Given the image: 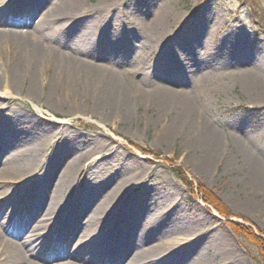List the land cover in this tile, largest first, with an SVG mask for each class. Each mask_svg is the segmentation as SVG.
Instances as JSON below:
<instances>
[{
  "label": "rangeland",
  "instance_id": "1",
  "mask_svg": "<svg viewBox=\"0 0 264 264\" xmlns=\"http://www.w3.org/2000/svg\"><path fill=\"white\" fill-rule=\"evenodd\" d=\"M62 1L16 0L11 6L33 10L32 14L0 19L4 25L0 28L34 31L42 19L34 32L42 44L57 51L73 48L87 63L86 69L103 72L107 79L116 78L129 88V100L109 105L104 98L97 101L100 97L95 94L60 95L52 91L50 69H41L34 93L27 92V80L10 91L0 85V125L14 122L11 127L8 123L0 139V158L12 160L11 167L28 158L43 165L36 180L42 190L46 182L55 181L63 164L81 168L77 174L80 194L70 206L60 204L69 212L64 222L46 218L42 206L28 197L18 202L14 195L17 207L24 204L36 210L27 221L40 219L60 235H73V241L74 216L86 224L82 220L89 216L88 209L102 207L105 188L86 203L79 202L80 196L101 182L123 192L135 185L133 194L145 195L124 203L116 214L117 225L112 221L111 228H98L87 242L83 252L90 257L97 252L95 264H110L112 259L124 264L137 248L130 244L133 241L151 256L142 264H258L257 245L237 235L227 223H240L253 233L250 236L264 241V195L252 192V177L243 169L238 153L242 142L264 150V0H83L82 11L68 16L60 7L59 17L43 20L41 13L49 4L62 5ZM92 31L100 33L102 44ZM8 55L5 49L0 52V66ZM161 84L176 97L171 107L140 100L131 92L136 87L149 92ZM182 101L193 107L194 122L200 120L215 130L222 145L224 157L207 173L197 166L203 148L197 131L186 127L184 116L177 117ZM25 119L34 121L32 128L24 125ZM198 186L213 194L226 215L202 200ZM6 195L0 187V197ZM160 199L164 210H156ZM145 202L153 204L147 208L150 212L162 213L159 221L149 224L140 215L141 208L131 206ZM180 234L190 242L184 245L182 237V244H173L172 237ZM126 238L132 239L129 244L123 243ZM122 253L126 255L120 259ZM64 262L67 258L39 264Z\"/></svg>",
  "mask_w": 264,
  "mask_h": 264
},
{
  "label": "bare ground",
  "instance_id": "2",
  "mask_svg": "<svg viewBox=\"0 0 264 264\" xmlns=\"http://www.w3.org/2000/svg\"><path fill=\"white\" fill-rule=\"evenodd\" d=\"M15 1L16 0H0L1 20L7 19L10 21L11 19H16L17 16H29L32 14L33 10L20 11L19 8L16 9L11 6V3ZM63 1L61 2L62 5L59 4L60 2L58 4L54 2L50 3L47 10L45 9L44 12L41 13L43 20L52 21L59 17V14H62L59 13L60 7L63 8L62 12L68 16H71V12L77 13L83 10V7H81L83 0ZM2 15H7L5 17L9 19L4 18ZM40 21L33 26L32 29L34 31H16L11 28H0V52L5 49L7 53L10 54L8 55L9 58L7 61L4 62V65L0 66V85H2L3 88L9 91L15 90L20 81L27 80V92L34 93V84L38 77L37 75H39L41 69H50L52 70V91H57L60 95L63 94L67 97L74 96L77 98L85 94H95L100 97L97 101L100 102V99L104 98L103 100L106 101L105 104L109 105H115L113 102H117L118 99L120 102L124 103L129 100V95H127L130 91L129 88L122 85L121 82H118L116 78H110L112 81L107 79V76L104 75L103 72L100 74L97 73V71L94 72L86 69L84 65H87V63L84 64L85 60L76 56L73 48H71L70 51H57L51 46L42 44L37 34L34 33L41 25L42 21ZM91 33L94 38L102 44L103 41H101L100 33L93 31ZM169 89L170 88L167 86L161 84L156 85L155 88L149 92L144 91L140 87L132 89L131 92H136L140 100L149 99L153 102H157L161 107H171L170 103L172 104L176 97H174V94ZM178 97L179 96H177V98ZM179 105L182 106V111L177 113V117L181 118L184 116V118H186V120H184L187 124L186 127L188 129H195L194 131H197V139L202 143L203 148L197 166L201 170V173H207L210 166L216 162L217 159L224 157L218 134L214 132L215 130L208 129L202 121L199 120L194 122L196 118L194 110H192L193 107H191L189 102L184 101ZM8 123L4 121L2 123L3 125H0V139L3 137L2 135L6 134L4 129L8 127ZM24 123V125L31 128L34 125V121L31 119H25ZM9 125L10 127L13 126L14 122L9 123ZM3 139L4 138H2V140ZM239 140L241 139L239 138ZM238 150V153L241 154V160H243V169L245 168L252 177V180H250L252 183V192L264 195V150H258L254 146L243 145V142ZM93 155L94 154L90 153L91 158L94 157ZM6 158V156L2 159L0 158V187L2 191L7 194V198L5 197L3 199L0 197V264H39V262L49 263L66 258L67 262L62 264H95V261H98L99 258L98 253L94 252L90 257L83 252L91 236L98 232V228H101L100 230L111 228L110 223H112V221L116 226L117 222L115 218H118L116 214L120 207L124 206V203L129 202L131 198L133 202H136L141 195H145H134L133 193L136 190L135 185L131 186V188L127 187V190L123 192L105 182H101L98 188L95 187L89 194H83L80 196L81 199H78L79 202H83L84 200L86 203L88 198L100 194V190L105 188L103 200H101L102 207L99 206L98 208V205H93L88 209L89 216L82 220L84 222L87 220L86 224H81L78 221V216H74L76 217V224H73L72 232H75L76 238L74 236L72 241L73 235L71 237H68V235L64 233L60 235L61 232L59 233V230L57 231L51 224L45 227L43 223L40 222V219H32L31 222H28L27 220H29V218L31 219V216H33V213L36 211L33 208L26 212L27 214H23V218L17 219V221H19L18 223H13L12 221L14 218L19 212L23 211V209L20 210L16 205L18 203H15L12 198L14 195H17L20 199L18 202H21L28 197L30 202L34 203L35 201L37 207L42 209V206L44 208L42 215H45L46 218L48 217L52 220L64 222L68 218L69 212L67 209H60V204L64 201L66 205L70 206L71 201H73L72 199L76 198V194H78V192L80 194L78 189L79 179H77V174L81 171V168H79L80 166H75V164H71V162L63 164V167L59 169V175H57L55 181L53 183L46 182L47 186L42 190L38 187L39 185L36 184V180L39 177L38 173L42 170L43 165L36 163L33 158H28L23 159L18 165L12 162L13 167H11L9 163H11L10 161L12 160L7 162L5 161ZM224 161H226V167L230 166V161ZM12 179L16 180L12 182ZM151 199L154 201L155 196L154 198L152 196ZM158 203L161 206L156 210L160 208L162 210L166 209L162 199H160ZM198 203L201 204V201H198ZM23 205L24 204H21L22 207ZM149 205L151 206L153 204L149 202H145L141 205L139 203H132L131 206L140 207V215H145L149 220V224H153V222H157L161 219L159 216H162V213L155 211L150 212V210L147 209ZM127 210L130 209L127 208ZM127 213H129V211ZM102 216H104V218ZM89 217L93 219V221L88 219ZM101 217L103 219H100ZM23 222L24 225L20 226ZM140 226L142 227V225ZM21 233H25V236L23 235L20 237ZM182 237H185L183 238L186 241H184V245L190 242L185 234H180L172 237L173 244H182ZM37 238L38 242L35 241ZM122 240L123 243L126 242L129 244V240L132 239L126 238ZM32 242H34V245L35 243L37 244L36 247L32 246ZM46 244H49V248H45ZM130 244H133V247L137 248L132 249V254L127 258V261L124 260V264H142L143 261L151 257L146 254L145 249H143L144 247L140 246L138 243L133 241L130 242ZM123 254L126 255V253L120 254V259L125 257L122 258ZM116 262V260L112 259L110 264H117ZM187 264H190V262H187ZM199 264H207V262L200 261Z\"/></svg>",
  "mask_w": 264,
  "mask_h": 264
},
{
  "label": "trees",
  "instance_id": "3",
  "mask_svg": "<svg viewBox=\"0 0 264 264\" xmlns=\"http://www.w3.org/2000/svg\"><path fill=\"white\" fill-rule=\"evenodd\" d=\"M254 19V17H253ZM129 142L131 144H135L133 141L129 140ZM137 148H140L141 151H147L148 154L151 153V154H155L157 156V154L151 150H145L143 149V147H139L138 145H136ZM180 170V169H178ZM179 173H181L180 171H178ZM181 175V178L182 180L185 182L184 184H187V185H190L188 180L186 179V177L183 175V174H180ZM190 188L192 189V186L190 185ZM198 190H199V194L201 195V198L204 202H208V204H211L215 209L216 211L218 212V214H222V215H226V213L221 210V208L215 203V199L214 197H212V193H210L209 191L205 190L202 186H198ZM212 198V200H211ZM230 227V229L235 232L237 235L241 234L242 236L246 237V238H249L254 244L257 245V248H258V254H259V260H258V257H257V263L258 264H264V241L262 238L260 237H256L255 235L250 236L251 234L253 233H250V230L248 227H244L243 225H241L240 223H233V222H228L227 223ZM256 259V257H255Z\"/></svg>",
  "mask_w": 264,
  "mask_h": 264
}]
</instances>
